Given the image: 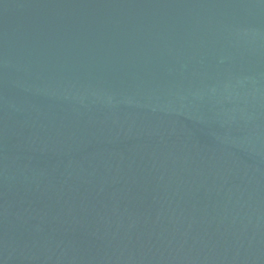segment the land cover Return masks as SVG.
<instances>
[{"label": "water", "instance_id": "1", "mask_svg": "<svg viewBox=\"0 0 264 264\" xmlns=\"http://www.w3.org/2000/svg\"><path fill=\"white\" fill-rule=\"evenodd\" d=\"M0 264H264V0H0Z\"/></svg>", "mask_w": 264, "mask_h": 264}]
</instances>
